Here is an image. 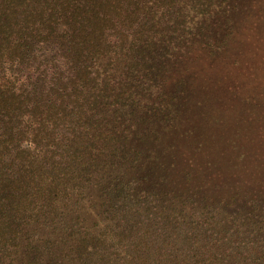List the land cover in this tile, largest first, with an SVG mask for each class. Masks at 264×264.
<instances>
[{"label": "trees", "instance_id": "1", "mask_svg": "<svg viewBox=\"0 0 264 264\" xmlns=\"http://www.w3.org/2000/svg\"><path fill=\"white\" fill-rule=\"evenodd\" d=\"M221 3L0 0V264H264L263 205L228 215L222 231V217L205 211L213 226L194 211L188 226L157 227V248L132 234L143 229L138 115L124 110L154 94L166 62L197 37V16ZM51 50L65 70L37 90V72H25ZM89 207L96 231L67 217Z\"/></svg>", "mask_w": 264, "mask_h": 264}, {"label": "rangeland", "instance_id": "2", "mask_svg": "<svg viewBox=\"0 0 264 264\" xmlns=\"http://www.w3.org/2000/svg\"><path fill=\"white\" fill-rule=\"evenodd\" d=\"M219 1V12L197 16V37L166 62L154 94L124 110L138 115L130 150L139 158L143 229L132 234L153 238L155 248L166 239L157 227L188 226L194 211L213 226L217 221L206 212L222 217V231L231 226L228 215L264 206V0ZM52 52L30 61L32 70L25 72H37V90L65 70ZM43 70L48 77L37 78ZM97 210L67 217L78 214L82 229L96 231ZM47 232L39 229L40 235ZM104 233L108 239V229Z\"/></svg>", "mask_w": 264, "mask_h": 264}]
</instances>
